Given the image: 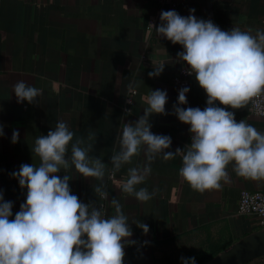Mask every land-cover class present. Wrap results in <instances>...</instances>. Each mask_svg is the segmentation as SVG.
Listing matches in <instances>:
<instances>
[{
    "label": "crops",
    "instance_id": "0c3cea01",
    "mask_svg": "<svg viewBox=\"0 0 264 264\" xmlns=\"http://www.w3.org/2000/svg\"><path fill=\"white\" fill-rule=\"evenodd\" d=\"M193 8L197 18L211 19L225 31L264 29V0H174L164 7L156 0H0V125L5 132L0 136V190L14 202V215L26 190L11 173L24 163L39 164L31 149L36 137L64 120L75 138L89 142L95 133L89 155L106 165L103 181L83 178L74 168L66 174L74 176L70 187L81 201L103 205L109 216L114 214L112 199L122 205L133 231L129 239L136 241L125 247V264H182V256L211 264L264 235L256 218L238 214L242 193L264 192V180L238 176L229 166V180L219 189L199 192L180 176L181 156L168 161L157 157L151 174L137 186L154 192L153 198L140 202L123 192L122 184L128 168L145 164L143 150L119 171L112 166L122 124L144 114L153 89L166 90L169 97V114L150 118L153 133L170 135L171 151L191 142L189 125L172 114L180 90L174 80L184 69L177 53L183 48L159 38L149 19L162 9L187 16ZM154 65H165L164 71L149 77ZM21 79L41 90L36 103L17 101L13 85ZM133 81L136 93L130 96L127 85ZM188 87L185 107L204 108L207 96L194 75H189ZM249 106L229 110L237 121L264 132V117L251 114ZM13 130L20 132L15 144ZM96 184L108 192L106 200L95 193ZM143 223L149 226L147 234L139 227ZM260 245L231 264H264Z\"/></svg>",
    "mask_w": 264,
    "mask_h": 264
},
{
    "label": "clouds",
    "instance_id": "9594fccd",
    "mask_svg": "<svg viewBox=\"0 0 264 264\" xmlns=\"http://www.w3.org/2000/svg\"><path fill=\"white\" fill-rule=\"evenodd\" d=\"M195 11L190 9L183 16L176 10H163L159 25L150 24L159 38L182 46L177 53L179 62L206 93L204 108L185 107L191 89L182 87L173 105L172 114L189 125L191 142L171 151L172 137L153 133L150 118L169 114L168 92L153 89L144 114L122 124L118 150L111 157L114 171H119L142 150L145 153V164L128 168L122 184V191L140 202L153 198L154 192L137 186L151 174V163L157 157L168 161L181 156L179 174L199 192L219 189L222 181L229 180V166L238 176L264 180V132L246 120L237 121L235 111L229 110L245 108L254 98L264 96V29L253 33L233 27L225 31L211 19L197 18ZM164 67L154 65L148 76H160ZM13 91L19 103H36L42 95L23 79L13 85ZM127 92L130 96L136 93L134 81L127 85ZM4 135L0 125V136ZM94 137L92 132L89 142L75 138L64 120L36 137L31 149L39 164L24 163L11 173L26 190L15 215L14 202L5 200L0 190V264H125V247L136 241L129 239L133 231L122 205L112 199L114 214L109 216L103 205L81 201L70 187L74 176L66 174L74 168L83 178L103 181L106 165L89 155ZM19 138L20 132L13 130L12 143ZM94 191L108 198L102 184H96ZM139 227L145 234L149 232L147 224ZM181 261L197 264L194 256H182Z\"/></svg>",
    "mask_w": 264,
    "mask_h": 264
},
{
    "label": "built area",
    "instance_id": "2783aa9c",
    "mask_svg": "<svg viewBox=\"0 0 264 264\" xmlns=\"http://www.w3.org/2000/svg\"><path fill=\"white\" fill-rule=\"evenodd\" d=\"M156 1L159 2V4L163 7L166 5H174V0ZM161 11H163V9L157 14L151 16L149 19V26L150 24L157 25V23L160 21ZM174 83L179 89L186 86L188 87L189 74H187L183 69L180 76L174 80ZM128 102L131 101L129 100ZM249 111L253 115L264 117V96L254 98L252 101H250ZM238 214L240 216H250L256 218L259 228L264 229V192H243L238 205Z\"/></svg>",
    "mask_w": 264,
    "mask_h": 264
},
{
    "label": "water",
    "instance_id": "95a60500",
    "mask_svg": "<svg viewBox=\"0 0 264 264\" xmlns=\"http://www.w3.org/2000/svg\"><path fill=\"white\" fill-rule=\"evenodd\" d=\"M260 244H264V235L251 238L249 241L238 245L221 257H218L211 264H231L237 259L244 257L249 252L253 253L260 248Z\"/></svg>",
    "mask_w": 264,
    "mask_h": 264
}]
</instances>
